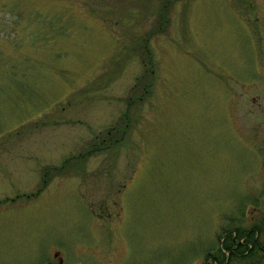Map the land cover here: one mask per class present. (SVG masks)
Returning <instances> with one entry per match:
<instances>
[{"label": "rangeland", "instance_id": "rangeland-1", "mask_svg": "<svg viewBox=\"0 0 264 264\" xmlns=\"http://www.w3.org/2000/svg\"><path fill=\"white\" fill-rule=\"evenodd\" d=\"M165 1L0 0V264H207L264 227V0Z\"/></svg>", "mask_w": 264, "mask_h": 264}, {"label": "flooded vegetation", "instance_id": "flooded-vegetation-1", "mask_svg": "<svg viewBox=\"0 0 264 264\" xmlns=\"http://www.w3.org/2000/svg\"><path fill=\"white\" fill-rule=\"evenodd\" d=\"M258 225H260V223H255L254 225H252V227H250V229H248L246 233H242L240 239V243L242 244L241 247L239 245L237 246V248H234L230 251V254H232L235 251V255L232 257V259L236 260L234 261L235 264H244V263L250 264L254 262L252 260L253 259L252 257H254L258 252H260V250L259 249L257 250L256 248L257 246L259 247V245H261L259 240H261L260 236L262 235L263 230L262 231L259 230ZM247 242L250 244H248ZM247 245L249 246L247 247ZM230 258L231 256L229 255V259ZM229 259L226 260L227 263L231 261Z\"/></svg>", "mask_w": 264, "mask_h": 264}, {"label": "trees", "instance_id": "trees-1", "mask_svg": "<svg viewBox=\"0 0 264 264\" xmlns=\"http://www.w3.org/2000/svg\"><path fill=\"white\" fill-rule=\"evenodd\" d=\"M167 4V3H166ZM163 25V24H162ZM164 25H165V23H164ZM164 25H163V27H164ZM150 65H149V67L150 66H153V58H152V56L150 57ZM148 67V68H149ZM151 73H153L154 72V69H153V67H151ZM148 72V71H147ZM147 74V73H146ZM146 76H141L140 78V80L143 82V80H144V78H145ZM148 83H149V81L148 82H145V89L144 90H146V89H148ZM92 151V150H91ZM91 154V153H90ZM258 227H259V230H263L264 231V227L262 226V225H258ZM235 228H237V227H235ZM248 229H250V228H248V227H238L237 228V230H238V232L240 233V234H242V233H246L247 231H248ZM228 230H230V229H228ZM254 231V230H253ZM259 242H260V244L261 245H259V247L257 246V250L259 249V250H263L264 249V239H262L261 238V240H259ZM229 243V246H231L232 244H234V241H232V242H228ZM240 245V247H241V243L239 242V244H238V246ZM255 251V250H254ZM222 255H214L213 256V258H214V261H211V262H209V263H207V264H216V262H215V260H217L219 263H224L225 262V254H223V253H221ZM235 255V251L230 255L231 256V258L233 257ZM227 264H229V262L227 263Z\"/></svg>", "mask_w": 264, "mask_h": 264}]
</instances>
